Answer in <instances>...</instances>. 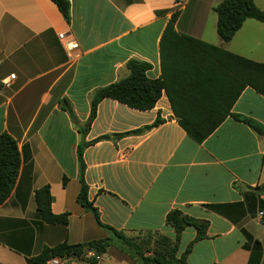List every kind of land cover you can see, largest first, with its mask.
<instances>
[{
	"label": "crops",
	"instance_id": "crops-1",
	"mask_svg": "<svg viewBox=\"0 0 264 264\" xmlns=\"http://www.w3.org/2000/svg\"><path fill=\"white\" fill-rule=\"evenodd\" d=\"M68 1L70 23L51 0H0V136L10 134L21 153L16 186L0 206V264H39L58 245L112 238L104 227L175 239L167 224L174 211L209 223L200 241L193 227L182 233L181 254L194 243L188 264H264V135L243 122L264 130V96L247 87L231 111L240 120L228 117L202 143L165 92L147 111L104 99L83 132L96 92L127 78L129 62L149 64L151 80L162 77L163 36L175 15L179 35L262 64L264 23L249 19L223 43L214 12L223 0ZM255 4L264 11V0ZM60 34L79 50L69 52ZM175 53L166 43V59ZM80 146L88 201L104 227L78 201ZM47 186L53 214L69 215L66 227L38 217L35 193ZM70 264L141 263L111 247L100 262Z\"/></svg>",
	"mask_w": 264,
	"mask_h": 264
},
{
	"label": "trees",
	"instance_id": "trees-1",
	"mask_svg": "<svg viewBox=\"0 0 264 264\" xmlns=\"http://www.w3.org/2000/svg\"><path fill=\"white\" fill-rule=\"evenodd\" d=\"M51 1L70 23V2ZM214 12L218 18L217 33L223 43H229L249 19L264 23V11L256 6L255 0H223L214 8ZM177 18L178 15L173 17L163 36L162 77L151 80L147 76L151 70L149 64L137 60L129 62L130 75L127 78L96 92L92 102L91 117L83 132L88 131L96 117L97 106L104 99H113L130 108L147 111L155 108L165 92L181 126L196 142L202 143L228 117L240 120V117L233 115L231 111L247 87L264 96V64L234 55L200 40L179 35L175 28ZM166 43L169 48H174L176 51L174 56L167 59ZM66 108L72 112L68 106ZM243 122L264 135V130L252 121L243 120ZM161 123V120H157L155 126ZM84 147L80 146L78 150L82 183L78 201L85 209L92 210L98 223L104 227L98 213L88 201V188L84 183ZM20 169L21 153L18 143L10 134L4 132L0 136V206L11 196ZM66 183L65 178L64 185ZM53 200L48 186L36 191L38 217L46 224L66 227L69 223V215L53 214ZM167 224L174 229L175 239L157 234L127 237L123 233L104 227L113 233L112 238L79 246L61 244L45 250L35 261L46 264L55 257H75L93 263V260L85 259L86 252L94 251L101 256L106 254L109 248L115 247L141 264H188L187 258L194 243L181 254L179 243L182 233L186 228L193 227L197 231L196 241H200L206 237L209 223L186 216L180 211H174L168 215Z\"/></svg>",
	"mask_w": 264,
	"mask_h": 264
},
{
	"label": "built area",
	"instance_id": "built-area-1",
	"mask_svg": "<svg viewBox=\"0 0 264 264\" xmlns=\"http://www.w3.org/2000/svg\"><path fill=\"white\" fill-rule=\"evenodd\" d=\"M61 42L65 45L67 50L71 53L79 50V45L67 34H60L59 36ZM15 80V75H11L8 79L2 82L4 88H10L11 84ZM260 216H264V212L260 213ZM86 260H93V263L101 261V256L96 254L94 251H88L85 254ZM74 260H77L75 257H55L47 262V264H70Z\"/></svg>",
	"mask_w": 264,
	"mask_h": 264
}]
</instances>
